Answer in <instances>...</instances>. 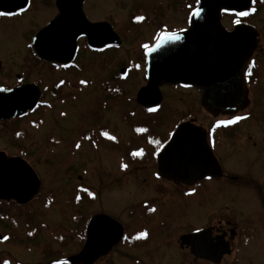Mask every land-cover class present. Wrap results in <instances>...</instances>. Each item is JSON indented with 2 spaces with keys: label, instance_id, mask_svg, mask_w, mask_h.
Instances as JSON below:
<instances>
[{
  "label": "rangeland",
  "instance_id": "1",
  "mask_svg": "<svg viewBox=\"0 0 264 264\" xmlns=\"http://www.w3.org/2000/svg\"><path fill=\"white\" fill-rule=\"evenodd\" d=\"M256 1L258 11L249 21L260 32L253 52L261 68L259 85L246 87L250 104L232 114L207 112L196 91L171 87L161 90L164 101L159 114L147 116L136 104L137 94L145 86L144 46L152 45L162 31L187 28L197 0H89L86 10L90 19L110 18L123 46L96 54L82 42L77 67L59 72L38 60L32 61L25 47L29 42L27 34L31 37L55 15L53 0H34L32 13L3 26L0 80H15L14 75L23 71L28 73L29 80H45L40 85L41 93L48 97L45 103L50 106L41 107L26 120L0 123V151L10 156L23 153L42 182L39 203L25 208L19 216L21 228L9 222L12 207L0 206L4 221L0 223V233L11 235L10 241L0 244V264H43L59 250L64 258L76 254L83 247L87 223L95 214L114 218L126 231L120 246L95 264H193L188 254L180 251L179 236L192 228L218 222L236 226L237 232L233 243L236 254L224 264H264V97H252L264 96V3ZM134 15L137 23L133 22ZM235 21L234 17L225 16L223 25L233 30ZM124 68L128 69L126 80H118L124 87L123 97L111 100V110L105 114L112 120L108 124L112 130L117 134L125 132L132 149H136L142 143H136L132 129L142 123L155 124L156 130L167 136L170 128L192 113H196L197 125L205 129L216 120H237L236 134L226 137L223 145L217 143L216 156L223 176L230 177L228 180L217 179L198 188L185 187L156 176L155 162H147L150 158L134 161L129 156L121 172L115 160L118 153L109 145L99 142L98 147L101 146L96 152L82 139L79 147L71 149L76 131L89 124L86 117L91 112L90 100L113 94L103 85L109 80L115 85L114 75ZM58 97H65L66 105H60ZM75 97L79 104L73 102ZM132 112L136 117L130 115ZM123 115L128 116L127 124L121 121ZM88 121L91 123L90 117ZM17 131L22 134L16 138ZM63 137L64 144H57ZM52 139L54 142L50 143ZM133 151L138 153L137 149L130 153ZM78 187L89 192L80 193ZM63 194L65 199L71 198L70 205H62ZM52 197L54 202L43 213L42 205ZM73 198L74 203L75 198L79 203L76 206ZM25 222L37 226L46 222L50 227L56 226L54 231L62 229L64 246L53 242L49 231L34 241L25 240ZM143 233L148 234V241L139 240Z\"/></svg>",
  "mask_w": 264,
  "mask_h": 264
},
{
  "label": "water",
  "instance_id": "2",
  "mask_svg": "<svg viewBox=\"0 0 264 264\" xmlns=\"http://www.w3.org/2000/svg\"><path fill=\"white\" fill-rule=\"evenodd\" d=\"M198 1L199 6L190 17L189 29L162 34L146 52L148 83L138 93L137 102L141 106L158 107L163 100L161 88L178 84L199 89L211 110H234L245 103L244 68L259 33L248 25H237L234 31L226 30L223 13H248L253 0ZM84 3L85 0L57 1L60 15L39 31L33 41L40 60L61 66L71 65L81 38H87L94 50L122 45L120 36L110 24L88 20ZM0 4L6 8L13 7V11L11 8L4 11L15 15L27 8L28 0H0ZM40 98L37 85H25L14 90L0 87V121L24 117L34 111ZM179 127L158 157L159 174L190 184L220 176L222 170L204 131L192 123ZM40 189L41 181L30 165L22 159H8L6 154L0 153V200L28 204ZM208 233L186 236L182 241L185 244L187 240L203 241L208 252L219 257L217 261L210 258L218 264L225 255L231 254V250L224 240L213 246L205 238ZM123 238L124 228L119 222L106 215H97L89 223L87 242L82 252L69 261L72 264H95L110 254ZM192 246L196 252L194 244Z\"/></svg>",
  "mask_w": 264,
  "mask_h": 264
},
{
  "label": "flooded vegetation",
  "instance_id": "3",
  "mask_svg": "<svg viewBox=\"0 0 264 264\" xmlns=\"http://www.w3.org/2000/svg\"><path fill=\"white\" fill-rule=\"evenodd\" d=\"M58 0H53V9L55 11V15L49 19L42 27H40L36 33H34L31 37H28L27 34V39L25 41L28 42L25 47L28 50L27 52L31 54L30 59L32 61L34 60H38L40 61L42 64L48 65L50 67L53 68L54 71H66V70H70L72 68H76L77 67V58L81 49V43L84 42L82 45L86 46L87 49L91 52V53H96V54H102V53H106L110 50L113 49H117L114 47H103L97 50H94L92 48L89 47L88 45V40L87 38H82L78 40V51H77V56L75 59V62H73L70 66H61V65H56V64H51L45 61H42L38 58V56L36 55V52L34 50L33 47V41L37 35V33L48 27L50 25L51 22H53L61 13V9L58 7L57 4ZM89 0H86L84 3V11L89 19V21L93 22V23H108L110 25H112V22L109 19H103V20H98V21H92L87 13V3ZM13 4V2H12ZM34 7V0H29L28 3V7L24 10L19 12L18 14L15 15H5V16H0V38H3V35H5V32L3 31V26L6 25L7 23H9L10 21L14 20H19L24 18L25 15L32 13ZM13 11V7H2V4H0V12H5L4 10L6 9H10ZM46 10V9H45ZM5 21V22H4ZM7 21V22H6ZM3 24V25H2ZM155 43V42H154ZM154 43L152 45H147L148 47L144 49V53H143V62H144V67H145V85L147 84L146 81V56H145V51L152 47L154 45ZM1 46V45H0ZM257 45L254 47V49L252 50V52L250 53V55L247 58L246 64H245V68H244V76L246 79V86L244 88V100L245 103L242 106L237 107L234 110H211L209 108V106L203 101V94L200 90L194 88V87H189V86H184V85H175V86H165L162 89L166 88V87H171L174 89H181V90H190V91H196L198 93V95L200 96V105L202 106V108L207 111V112H211V113H216V114H232L234 112H238L239 109L245 108L247 105H249L250 101H249V97H250V93L249 90L246 88H252L254 86H258L259 85V72H260V64L257 61V58L255 60V55L253 54L254 50L256 49ZM122 48V47H121ZM120 48V49H121ZM2 67V63L0 62V69ZM140 66L137 64L136 67V71L139 72ZM127 70V71H126ZM128 75V69L124 68L120 71L119 74L114 75L113 79L115 80V85H112L114 82H112L113 80H109L106 83H104L103 88L106 91H109L110 89L114 91V93L112 94V92L109 93V97H101V99L99 100L98 98H93L92 100H90L91 102V106H90V111L91 112H87L88 117H86V119L89 120V117L91 118V123L86 120L87 123H89L88 125H84L81 126L79 128V132L76 131L75 133V138L74 141H72V146L71 149H75L77 148V145H79V143L81 142V140L83 139L86 144H88L91 148L92 151H98L101 144H105V145H109L112 149H115L116 152L118 153L117 155H115V160L117 163H119V168L120 171H124V167H125V163H127L129 156L135 161H143V160H147V159H151L149 161H147L148 163H153L155 162L156 164V168H157V172H156V176H159V178L163 179V180H167V181H173L175 183H178L181 186H190V187H194V188H198V185H203V183H208L210 181H215V180H219L222 178H226V180H228L230 177L227 176H223V170H222V174L216 178H207V179H203L200 180L194 184H190V183H185V182H181V181H176L174 179H168L164 176H161L159 174V169H158V157L160 155V153L166 148V146H168V144L170 143V141L173 139L174 135L176 134V132L179 129V126L182 123L185 122H190V123H194L198 128H200L202 131H204V133L207 135L206 139L207 142L209 144V146L211 147L214 156L217 158L216 156V150H217V143L219 144H224V140L226 137H230L232 134H236V126H230L228 125H217V122L222 124H226L229 121L227 120H216L213 123H211V125L205 129L201 126H198L196 123V119H195V114H189L188 116H186L183 120H181L178 124H176L174 127L170 128L168 130V135L164 136L162 132H159L157 129V126L155 124H145L142 123V125H137L134 126L132 129V132L136 135V137H134V139L137 141L136 143H142L140 147L136 148L138 153H135V151H133L132 153H130V150H136V149H132L133 146L132 144H129L127 137H126V133L123 132L122 134H117V132L112 130V126H109L108 124H112V120L106 117V113L109 112L111 109V105H112V101L113 99H117L120 97H123V91H124V87L121 83H118V80L120 81H125L126 80V76ZM14 79L15 80H11L10 78H6L4 81L0 80V87L6 89V90H14L17 89L19 87L25 86V85H37L40 87L41 92H42V85L43 83H45V80L43 81H36V80H29L28 78V73L26 71H23L22 73H18L14 75ZM11 81H14V83H12ZM144 87V86H143ZM60 89V88H59ZM252 97H264L263 95L261 96H255L252 95ZM48 97H41V100L38 104V107L33 111V112H29L28 114H26L24 117H20V118H16V119H10L8 121H3L0 123L3 124H8L11 122H19L22 120H26L27 118H31L36 112H38V110L41 107H49V103H45V101H49L46 100ZM77 100L73 101V102H78L79 104V99L78 97H75ZM164 98V97H163ZM65 97H58V99L56 101L60 102V105H66L65 103ZM52 100V99H51ZM53 101V100H52ZM114 101V100H113ZM164 101V100H163ZM55 102V101H54ZM111 103V105H110ZM136 104L138 105V107H140V109H142V112L144 114H146L147 116H151V115H156L159 114L162 109H163V102L154 110L152 109H146L143 106H140L139 103L137 102V97H136ZM100 113H103V115H99ZM136 113L132 112V114L130 113V115L132 117H136L135 115ZM252 114H254L252 112ZM63 117V116H61ZM235 117V116H234ZM246 118V117H245ZM128 116L127 115H123L122 116V120L123 123L127 124L128 123ZM239 122V121H238ZM33 127V126H32ZM236 127V128H235ZM28 129V128H27ZM139 129H144L145 131H139ZM233 130V132H231ZM65 133V132H64ZM22 134V133H21ZM20 131L16 132V138L21 136ZM232 138V137H230ZM60 141L57 142V144H61L64 141V137L63 138H59ZM232 140H235V138H233ZM53 143L54 140H51ZM101 143L98 147V143ZM66 143H70V142H66ZM64 144V143H63ZM62 144V145H63ZM61 145V146H62ZM149 150H152V152H150ZM0 153H4L6 154V156L8 157V159H15V158H19L24 160L28 165H30L32 167V169L34 170L33 165L26 160V157L23 153L22 154H18L17 156H10L7 152L4 151H0ZM218 160V158H217ZM219 166L221 167L220 161L218 160ZM153 164V165H155ZM222 169V168H221ZM35 171V170H34ZM36 172V171H35ZM96 173V172H95ZM37 174V173H36ZM38 175V174H37ZM39 177V176H38ZM231 178L237 180L238 178L236 176H231ZM40 179V178H39ZM79 179H81V177H79ZM41 181V180H40ZM78 191L80 193H88L89 191H87V189L83 188L81 189V187L77 188ZM190 190V189H189ZM42 182H41V189L39 194L28 204H19L16 201H11V202H4L0 200V206L1 205H6L7 207H12V212L11 215L9 216V222L10 224H12L13 226H15V228H21V224L19 222V216L22 215V213L24 212V209L29 207L30 205L34 204V203H39L38 200L40 199V196L42 195ZM64 193V191H63ZM62 194V193H61ZM50 197H47L46 199L49 200ZM53 197L52 199L49 201L48 204L42 205V209L44 210L43 213H46L48 211V209L51 207V202L53 203ZM77 200L80 201V199L77 197ZM62 205L67 204L70 205L71 202V198L69 199H65L64 198V194L62 197ZM73 203H74V198H73ZM75 206L79 203L76 204V198H75ZM50 207H47L49 206ZM69 211V210H68ZM67 211V212H68ZM26 213V212H25ZM71 212H69L70 214ZM73 214V213H72ZM98 214L93 215L90 220L87 223L86 226V230H85V241L83 244V247L81 250L77 251L76 254H73L71 256H69L68 258H64L63 255L61 254V250L59 251H55L54 253H52L48 258H46L45 260H43V264H71L69 263V259L75 256H78V254H80V252L83 250L84 245L87 242V228L89 226L90 221L92 220V218H94L95 216H97ZM102 215H106V214H102ZM108 216V215H107ZM112 218V217H111ZM114 219V218H113ZM2 217L0 216V223H3L4 221H2ZM75 220V217H74ZM115 220V219H114ZM117 221V220H116ZM75 222V221H74ZM118 222V221H117ZM120 223V222H119ZM37 223H29L25 222V231L24 234L25 235V240H30V241H34L35 238L37 236H39L41 233L44 232H48L51 234V236L54 238L53 242H56L57 244L63 245L64 246V231L62 229H58L57 231L55 230V225H53L52 227L49 226L48 223L43 222L42 224H40L39 226L36 225ZM121 224V223H120ZM122 225V224H121ZM124 230L125 227L124 225H122ZM31 228L29 231H27L28 228ZM209 232L208 235H206L205 238L209 239V241L212 243V245H216L218 244L219 240H224V243L226 245H228V247L231 250V254L229 255H225L224 258H222L221 262L218 264H224L227 258L233 256L236 254V247H234L233 243L236 241V226H232L230 223L227 222H218L215 224H211L205 227H200V228H192L191 230L185 232L184 234L180 235L177 241L178 247L180 249V251L182 253H186L188 254L191 262L193 264H217L214 261H212L211 259H215L216 261L219 259L218 256H214L212 254H210L208 252V248L204 246V244L202 243L203 241H198V240H187L186 244L182 241V239L186 236H193V235H197L199 233H203V232ZM146 234L144 237H142L140 240H144L148 241V234ZM0 236L3 237L4 240H0V244L6 243L7 241L11 240V235L9 234H5L3 235L2 233H0ZM79 242V241H78ZM122 243V242H121ZM120 243V244H121ZM120 244H118L117 246H115L111 253L113 252V250L117 247L120 246ZM192 244H194V249L196 252H193V246ZM78 248L80 247L79 243H78ZM48 250H44L42 251V253L47 252ZM110 253V254H111ZM195 253V254H194ZM109 254V255H110ZM106 257V256H105ZM103 257V258H105ZM211 258V259H210ZM102 259V258H101ZM99 259V260H101Z\"/></svg>",
  "mask_w": 264,
  "mask_h": 264
},
{
  "label": "trees",
  "instance_id": "4",
  "mask_svg": "<svg viewBox=\"0 0 264 264\" xmlns=\"http://www.w3.org/2000/svg\"><path fill=\"white\" fill-rule=\"evenodd\" d=\"M196 6H193L192 8H191V10L192 9H194ZM257 7H258V2L255 0V3H254V9H255V11L257 12L258 10H257ZM256 14V13H255ZM254 14V15H255ZM251 16V14L249 15V16H246V17H234L235 18V20L236 21H239V22H241V23H245V24H248V25H252L251 23H250V21H249V19L252 17H250ZM250 17V18H249ZM134 18H136V16L134 15L133 16V19Z\"/></svg>",
  "mask_w": 264,
  "mask_h": 264
},
{
  "label": "snow or ice",
  "instance_id": "5",
  "mask_svg": "<svg viewBox=\"0 0 264 264\" xmlns=\"http://www.w3.org/2000/svg\"><path fill=\"white\" fill-rule=\"evenodd\" d=\"M261 2L262 3H264V0H261ZM253 3H255V0H253ZM195 14H198V13H194V15ZM239 16H241V17H244V16H247L248 15V13L247 12H239V13H237ZM5 15H7V13H5V12H0V16H5ZM237 23H239V21H237ZM177 39H179V37H176ZM145 47L147 48L148 46L147 45H145ZM139 131H145L144 129H139ZM77 147H79V145H77ZM142 235H146V234H142Z\"/></svg>",
  "mask_w": 264,
  "mask_h": 264
}]
</instances>
